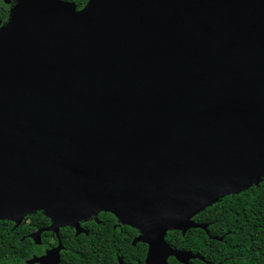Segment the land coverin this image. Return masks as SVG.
Returning a JSON list of instances; mask_svg holds the SVG:
<instances>
[{
    "label": "water",
    "instance_id": "water-1",
    "mask_svg": "<svg viewBox=\"0 0 264 264\" xmlns=\"http://www.w3.org/2000/svg\"><path fill=\"white\" fill-rule=\"evenodd\" d=\"M263 180L264 0H17L0 23V220L110 212L143 264H190L167 232Z\"/></svg>",
    "mask_w": 264,
    "mask_h": 264
},
{
    "label": "trees",
    "instance_id": "trees-1",
    "mask_svg": "<svg viewBox=\"0 0 264 264\" xmlns=\"http://www.w3.org/2000/svg\"><path fill=\"white\" fill-rule=\"evenodd\" d=\"M98 219L100 223L84 224L87 233L73 236L72 231L62 230L65 249L61 264H117V255L128 263L142 261L145 247L130 244L134 229L114 227L116 219L108 212H101ZM194 219L208 224V234L195 228L184 235L178 230H169L165 237L171 247L203 257L191 259V264H264V180L257 186L219 198ZM4 230L5 226L0 224V233ZM29 251L30 247H24L19 237L8 243L0 236V264H25ZM168 262L182 264L173 257Z\"/></svg>",
    "mask_w": 264,
    "mask_h": 264
},
{
    "label": "flooded vegetation",
    "instance_id": "flooded-vegetation-1",
    "mask_svg": "<svg viewBox=\"0 0 264 264\" xmlns=\"http://www.w3.org/2000/svg\"><path fill=\"white\" fill-rule=\"evenodd\" d=\"M63 1L70 2V3L74 4L75 9L80 10L81 8H83L85 6V4L87 3L88 0H63ZM16 3H17V0H0V23H1V25L5 24L8 21L10 13H11L12 9L14 8V6L16 5ZM100 213L101 212H99L96 216L91 215V216L87 217L86 219L82 220L81 225L84 227V224L86 222L90 223L92 221H95L96 223H100V220L98 219V215ZM105 213H107V212H105ZM108 213H110V212H108ZM115 219H116V217H115ZM193 220L195 221L194 217H193ZM195 222H197V221H195ZM0 224L5 226L4 233L3 234L0 233L1 237H5V241H7L8 243L14 242V240H16V237H19V241L23 242L24 247L27 245L30 247V250H31V251H29L30 255L24 259L25 264H44L41 261L30 263L29 260H31L33 258H40V257H43L45 255L48 256L49 253H52L54 256V253H55L54 250L57 247L59 242L62 244V248L59 251V264H61L62 251H64V249H65V246H64V243L62 240V230L72 231L71 235L76 236L75 229L73 227H70V226L60 227L58 234L53 232L52 230H46L45 228L50 226L51 220L42 211H37V212L26 215L23 218V220L21 221V223L17 226H14L15 225L14 222H12L10 220H5V219L0 220ZM115 226H119L120 229H122V226L131 227L127 224L121 223L117 219H116V223H115L114 227ZM131 228L135 230V233L131 237L130 244L132 247H135L137 244L143 245L145 247L144 257H143L142 261L136 260L134 263L124 262L123 259H122V261L124 264H143L148 245L143 241H135V239L138 237V235H140V231L135 227H131ZM190 229H195V228H190ZM178 231H180V230H178ZM133 241H135V242L133 243ZM118 257H121V256H118V255L116 256L117 264H119ZM169 258H168V261H169ZM54 259H55V257H54ZM51 260H52V257L50 259H48V261H51ZM46 262H47V260H46ZM168 264H169V262H168ZM190 264H191V262H190Z\"/></svg>",
    "mask_w": 264,
    "mask_h": 264
}]
</instances>
